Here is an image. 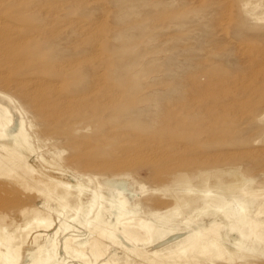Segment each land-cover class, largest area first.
I'll return each mask as SVG.
<instances>
[{
    "label": "rangeland",
    "instance_id": "1",
    "mask_svg": "<svg viewBox=\"0 0 264 264\" xmlns=\"http://www.w3.org/2000/svg\"><path fill=\"white\" fill-rule=\"evenodd\" d=\"M0 16V264H264V0H0ZM134 138L153 145L132 156Z\"/></svg>",
    "mask_w": 264,
    "mask_h": 264
},
{
    "label": "bare ground",
    "instance_id": "2",
    "mask_svg": "<svg viewBox=\"0 0 264 264\" xmlns=\"http://www.w3.org/2000/svg\"><path fill=\"white\" fill-rule=\"evenodd\" d=\"M46 10V9H45ZM1 17V16H0ZM1 20V19H0ZM3 21V20H2ZM0 23L2 24L3 22H1L0 21ZM1 24H0V26H1ZM6 24H7V22H6ZM3 25V24H2ZM15 25V24H14ZM5 27H6V25H4ZM13 27V26H12ZM18 28V27H17ZM13 29H14V27H13ZM1 30H4V28H2ZM14 30H12V32H13ZM9 32V31H8ZM2 33V32H1ZM15 33H17V34H19V32H15ZM4 33H2L1 35H3ZM5 35V34H4ZM9 35V34H8ZM6 36V35H5ZM22 39L24 38V37H21ZM20 38V39H21ZM19 40V39H18ZM17 40V41H18ZM17 41H15V42H17ZM19 42V41H18ZM4 43V42H3ZM15 45H16V43H14ZM19 44V43H18ZM4 46V45H3ZM7 46V45H6ZM8 49V48H7ZM6 48H5V50H7ZM1 50H4V49H2L1 48ZM0 50V51H1ZM4 50V51H5ZM99 50V49H98ZM3 51V52H4ZM8 51V50H7ZM13 51V50H12ZM6 52V51H5ZM4 52V53H5ZM7 53V52H6ZM5 53V54H6ZM12 53V52H11ZM1 55H0V57L2 56V53H0ZM4 55V54H3ZM5 56V55H4ZM6 56H7V54H6ZM5 56V57H6ZM98 56V55H97ZM3 57V56H2ZM81 59V58H80ZM79 59V60H80ZM84 59V58H83ZM68 60V59H67ZM9 61V60H8ZM7 61V62H8ZM61 61H63V60H61ZM5 62H6V60H5ZM70 62V61H69ZM10 63H13V61L12 62H10ZM6 65H10L9 63H5V66ZM74 65V64H73ZM59 66V65H58ZM57 66V67H58ZM1 67V66H0ZM7 73V72H6ZM9 74V73H8ZM1 75V74H0ZM4 76V75H3ZM10 76V75H9ZM8 76V77H9ZM103 77V76H102ZM42 78V77H41ZM40 78V79H41ZM8 79H10V77L8 78ZM8 79H7V84H6V81H5V85H6V87H8V84H10V83H8ZM27 79V78H26ZM34 79V78H33ZM39 79V78H38ZM37 79V80H38ZM3 80V79H2ZM12 80V79H11ZM14 80V79H13ZM16 80V79H15ZM30 80H32V79H30ZM29 80V81H30ZM34 80H36V79H34ZM45 80H47V79H45ZM95 80V79H94ZM99 80V79H98ZM105 80V79H104ZM16 81H18V80H16ZM23 81H25V80H23ZM51 81V80H50ZM54 81V80H53ZM57 81V80H56ZM19 82H22V80L21 81H19ZM57 82H59V81H57ZM4 83V82H3ZM34 83V82H33ZM37 83H38V81H37ZM56 83V82H55ZM93 83V82H92ZM19 84V83H18ZM40 84V83H39ZM48 84V83H47ZM103 84V83H102ZM57 85V84H56ZM56 85H55V87H56ZM59 85H60V83H59ZM5 86H4V88H6ZM14 87V86H13ZM32 87V86H31ZM54 87V88H55ZM61 87V86H60ZM91 87V86H90ZM96 87V86H95ZM33 89V88H32ZM36 89V88H35ZM38 89V88H37ZM57 89H58V86H57ZM91 89V88H90ZM28 90H30V89H28ZM34 90V89H33ZM55 90V89H54ZM59 90V89H58ZM98 90V89H97ZM96 90V91H97ZM25 91H27V90H25ZM34 91H36V90H34ZM57 91V90H56ZM61 91V90H60ZM90 91V90H89ZM41 92H42V90H41ZM57 92H59V91H57ZM92 92H93V90H92ZM35 93V92H34ZM39 93V92H38ZM60 93V92H59ZM3 94V93H2ZM28 94V93H27ZM83 94V93H82ZM85 94V93H84ZM33 95V94H32ZM44 95V94H43ZM42 95V96H43ZM56 95V94H55ZM4 96H5V94H4ZM7 96V95H6ZM67 96V95H66ZM82 96V95H81ZM86 96V95H85ZM8 97V96H7ZM72 97V96H71ZM9 98V97H8ZM31 98V97H30ZM42 98V97H41ZM69 98V97H68ZM108 98V97H107ZM23 99V98H22ZM48 99V98H47ZM46 99V100H47ZM70 99V98H69ZM68 99V100H69ZM104 101V100H103ZM24 102H26V101H24ZM67 102V101H66ZM76 102H78V101H75L74 103H76ZM106 102V101H105ZM72 103V102H71ZM85 103V102H84ZM45 104V103H44ZM67 104V103H66ZM23 106V105H22ZM37 106H40L39 105V103H38V105ZM108 106V105H107ZM125 107V106H124ZM70 109V108H69ZM120 109H122V108H120ZM164 109V108H163ZM163 109H162V111H163ZM105 110V109H104ZM118 110V109H117ZM164 110H166V109H164ZM177 110V109H176ZM178 111V110H177ZM28 112V111H27ZM46 112V111H45ZM109 112V111H108ZM116 112V111H115ZM118 112H119V110H118ZM175 112V111H174ZM70 113V112H69ZM79 113H81V112H79ZM109 113H111V112H109ZM124 113V112H123ZM184 113V112H183ZM120 114V113H119ZM44 115H46V114H44ZM106 115V114H105ZM108 115V114H107ZM113 115H115V114H113ZM121 115H122V113H121ZM163 115H164V111H163ZM116 116H117V114H116ZM120 116V115H119ZM106 117V116H105ZM109 117V116H108ZM163 117V116H162ZM165 117V116H164ZM170 118V117H169ZM162 119H165V118H162ZM53 120V119H52ZM102 120V119H101ZM161 120V119H160ZM168 120V119H167ZM170 120H173V119H170ZM177 121L178 120H180V119H176ZM39 121V120H38ZM95 121V120H94ZM157 122V121H156ZM179 122V121H178ZM177 123V122H176ZM39 125V124H38ZM83 125V124H82ZM153 125V124H152ZM151 125V126H152ZM159 124H157V126H158ZM157 126H153L155 129L157 128ZM170 126V125H169ZM175 126H177V125H175ZM174 126V127H175ZM148 127V126H147ZM78 128V127H77ZM125 128V127H124ZM123 128V129H124ZM146 128V127H145ZM152 128V127H151ZM120 129V128H119ZM118 129V130H119ZM122 129V128H121ZM179 129V128H178ZM125 130V129H124ZM130 130V129H129ZM128 130V131H129ZM145 130V129H144ZM150 130V129H149ZM149 130H148V132H149ZM158 130V129H157ZM152 131H155V130H151L150 132H152ZM174 131V130H173ZM4 133H5V131H3ZM121 132V131H120ZM137 132V131H136ZM139 132V131H138ZM137 132V133H138ZM141 132V131H140ZM143 132H145V131H143ZM149 132V133H150ZM177 132H178V130H177ZM2 133V132H1ZM73 133H75V132H73ZM142 133V132H141ZM147 133V132H146ZM171 133V132H170ZM146 135H148V133L146 134ZM173 138V137H172ZM163 140V139H162ZM131 143H133V144H135L134 146L133 145H131L130 147H134V149H133V151L132 152H134V153H132L131 155L132 156H139L140 154H142V152H144V150H142V149H146V147H150L151 145H153V143H151L149 140L148 141H144V140H142V139H140V138H137V139H132V142ZM155 143V142H154ZM176 143V142H175ZM160 144V143H159ZM179 146V145H178ZM114 147V149H115V146H113ZM152 148V147H151ZM154 148V147H153ZM158 148V147H157ZM163 148V147H162ZM173 149H175V148H173ZM178 149V148H177ZM146 150H148V149H146ZM156 150V149H155ZM4 151H6V150H4ZM149 151V150H148ZM170 151V150H169ZM63 152V151H62ZM122 152V150H120V151H117L116 153L117 154H120ZM171 152V151H170ZM7 153H8V156L9 157H11L13 160H14V166L15 165H17V166H19V165H22L25 169H26V172H24V173H22L21 175H20V179L22 180V181H28V180H30V178H31V176L32 175H34V174H36L37 173V171L34 169V168H32L30 165H29V163L25 160V158H23V157H21V156H19V155H17V154H15V153H13V152H11V151H7ZM127 153H129V152H127ZM147 153V152H146ZM152 153V152H151ZM158 154L160 153V152H157ZM167 153V152H166ZM60 154V153H59ZM126 154V153H125ZM130 154V153H129ZM168 154V153H167ZM126 155H128V154H126ZM123 156H125V155H123ZM167 156H170V155H167ZM174 156V155H173ZM120 157V156H119ZM130 157V156H129ZM143 157V156H142ZM141 157V158H142ZM147 157V156H146ZM154 157V156H153ZM163 157V156H162ZM171 157V156H170ZM175 157V156H174ZM144 158H145V156H144ZM155 158V157H154ZM178 158V157H177ZM180 158V157H179ZM124 159V158H123ZM138 159H140V158H138ZM137 159V160H138ZM166 160V159H165ZM70 161V160H69ZM87 161V160H86ZM118 160L116 159V162H117ZM129 161V160H128ZM153 161V160H152ZM91 162V161H90ZM102 162V161H101ZM106 162H108L109 163V161H106ZM114 162V161H113ZM139 162H141L140 160H139ZM143 162V161H142ZM155 162H157V161H155ZM154 162V163H155ZM168 162V161H167ZM170 162V161H169ZM97 163V162H96ZM104 163V162H103ZM111 163V162H110ZM115 163V162H114ZM123 163V162H122ZM128 163V162H127ZM132 163V162H131ZM137 163V162H136ZM151 163H153V162H151L149 159H148V161H147V163L146 164H151ZM171 163V162H170ZM180 163V162H179ZM178 163V164H179ZM100 164V163H99ZM112 164V163H111ZM117 164V163H116ZM124 165H125V163H123ZM133 164V163H132ZM67 165H68V163H67ZM96 165V164H95ZM98 165V164H97ZM123 165V166H124ZM131 165V164H130ZM5 166L6 167H13V165H7V164H5ZM110 166V165H109ZM171 166V165H170ZM115 167H117V166H115ZM172 167V166H171ZM159 169H157V171H158ZM161 170H163L162 168H161ZM165 170V169H164ZM169 170H170V168H169ZM160 171V170H159ZM157 174V173H156ZM182 180V182H183V180L184 179H181ZM33 181V180H32ZM31 181V182H32ZM185 182V181H184ZM37 185V184H36ZM57 185H58V187L60 186L62 189H65L66 191H63V193H66V195L67 194H69L68 193V191H69V189H72L73 188V186H71V185H69V184H65V183H57ZM45 188V187H44ZM46 189V188H45ZM163 191H164V189H163ZM54 196V195H53ZM61 198H63V197H59L58 198V200H61ZM180 199H182V198H179V200ZM208 200V197H206L205 196V200ZM17 202V201H16ZM19 202H21V201H19ZM4 204V203H3ZM6 204H8V203H6ZM20 204V203H19ZM117 204V203H116ZM205 205L206 206H208V207H211L212 206V204H211V202H208L207 201V203H205ZM3 206H5V205H3ZM2 205L0 206V207H3ZM238 206H240V205H238ZM237 206V207H238ZM243 207V206H242ZM241 207V208H242ZM118 209H119V213L120 214H129L127 211H126V208H125V204L124 203H122V202H120L119 203V207H118ZM243 209V208H242ZM79 213V212H78ZM37 216L39 217L40 216V213L39 212H36V215H35V219H36V221H38V219H37ZM232 214L231 215H228V219H231L232 218ZM41 222V224H43V225H46L47 226V228H49V229H52L53 228V223L49 220V219H44V220H41L40 221ZM5 229V228H4ZM8 233V232H7ZM7 236H9V233H8V235ZM6 241H7V239H6ZM9 241V240H8ZM7 246V245H6ZM8 247V246H7ZM56 248H57V246H55ZM17 255V254H16ZM2 257L4 258V264H17L18 263V261L20 260V255H17V258L15 259V261L13 260V256L12 255H10L8 252L6 253V254H2ZM34 264H36V261L34 262Z\"/></svg>",
    "mask_w": 264,
    "mask_h": 264
}]
</instances>
